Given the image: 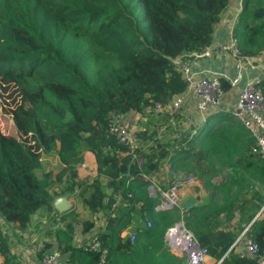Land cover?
Instances as JSON below:
<instances>
[{"label":"trees","instance_id":"16d2710c","mask_svg":"<svg viewBox=\"0 0 264 264\" xmlns=\"http://www.w3.org/2000/svg\"><path fill=\"white\" fill-rule=\"evenodd\" d=\"M231 2L0 0V78L14 82L19 89L23 106L17 112V124L27 136L21 142L0 130V220L25 231L38 211L53 212V174L39 177L37 171L42 155L56 152L65 165L59 178L69 173L68 190H78L92 214L110 212L106 229L98 232L102 247L109 251L108 264H115L117 253L136 251L130 239L121 244L120 234L131 224L130 214L137 205L152 222L145 234L163 233L164 224L183 220L216 264L221 260L220 264H258L264 253V218H254L264 198L254 195L240 204V222H252L246 236L259 246L256 254L239 253L235 245L238 233L219 229L221 213H232L236 207L230 196L233 187L242 185L246 178L256 179L257 172L264 181V159L252 154L253 141L232 114H213L190 141L191 133L172 145L152 140L151 146H146L147 132L139 131L135 132L137 147L131 149L109 134L114 114L144 115L153 111L154 103L186 91L187 82L173 60L211 46L215 27ZM234 33L243 56L257 57L264 37V0L243 1ZM220 81L225 92L229 91L230 82L225 78ZM259 86L264 93V76ZM209 123L214 127L209 128ZM235 124L246 131L248 139L238 149L242 156L228 163L230 180L214 185L213 201L184 217L176 207L157 210L159 196H149L145 179L158 174L167 161L179 159L193 160V170L211 171L216 176L215 163L222 167L227 158L205 164L211 158L209 153L217 148L209 145L208 137L219 130L215 143L218 147L223 144V150L218 153L233 154L236 149L228 150V145L242 136ZM30 140L39 153H34L35 146L26 144ZM183 142L189 149L177 150ZM86 153L94 156L97 165V175L89 184L78 180L76 169ZM118 197L121 203L115 205ZM113 214L128 218H111ZM82 226L83 232H89L95 224L86 221ZM76 229V222L71 221L56 231L59 250L68 253L74 264H99L100 253L74 247ZM49 249L53 250L50 244L42 252ZM0 257V264H24L20 255L12 253L1 224Z\"/></svg>","mask_w":264,"mask_h":264},{"label":"crops","instance_id":"0c3cea01","mask_svg":"<svg viewBox=\"0 0 264 264\" xmlns=\"http://www.w3.org/2000/svg\"><path fill=\"white\" fill-rule=\"evenodd\" d=\"M239 1L240 0H232L229 8L221 16L220 22L215 27L213 43H218L226 40L230 28L228 19H232L234 10ZM258 64H256L257 66L253 65L251 69L250 62L246 63L245 70L237 87H231L230 90L226 92L225 99L231 98L233 103L235 104V107L238 102V94L244 88L246 83L253 79L261 80L263 78V67L261 64ZM196 69L199 71L201 69H206L213 73L221 75L225 74L226 72H228L231 76L235 74L233 71L232 60L225 58L223 55L214 56L213 58L210 57L199 59L196 64ZM227 113L232 114V112L229 111ZM194 116V103L191 99H188L180 114L176 113L174 116H170L166 113H157L154 111H149L144 115L133 112L125 115L123 117V120L125 124L130 126L131 129H133L135 132H147L149 141L147 142L146 146H151L152 140H158L160 143L172 145L175 140L173 139V137L169 136L172 135V133L174 136L173 130L176 129L172 124V120L175 119L179 124V122H185L188 117ZM202 125L203 124H197L196 126H193L195 128H193V136H196V129L201 128ZM234 127L236 128V130L241 132L242 136L241 138H237L236 140L234 138L232 140L233 143H230V145H228V150H231L232 148L236 149L232 152L233 154H230V151L226 153L222 151L221 154L218 153L220 149L223 150V144L221 145V147H218V145L215 143L220 138L219 130H215V132H213L208 137V139L210 138L209 145L216 146L217 148L216 150L209 153L208 156H210L211 158H207L205 164H214V161H217V158H220L222 156L227 158L226 161L224 160L222 162V167L219 163H215V171L217 172L216 176H213V172L211 171H208V173H203L193 170V160L190 161L179 159L175 162L167 161L158 174H156L152 178L145 179L146 182H149V196L153 198L159 196L160 205L162 202V193L169 189L172 181L176 177H193L195 179V182L193 184L185 186L179 193V206L177 208L180 212H182V210L185 211L184 214L181 213L182 217L186 216V214H189L193 209L204 207L210 204L213 201L214 185H219L222 182L225 183L230 180L232 169L228 165V163L234 162L236 159L242 156V153L238 149L242 148V144L248 139L246 136V131L244 129L240 128L236 124L234 125ZM234 140L236 143H234ZM235 155H237L238 157L235 158ZM52 159L53 162L51 161ZM56 159V162L60 165V170L58 171V173H61L65 169V165L60 162L59 158ZM43 161L48 167L46 173L53 174L54 179V176L57 175L55 173V171L57 170H54L55 159L41 158V168H43L45 164ZM200 163H203V161H200ZM76 169L78 171V180L80 182L87 184L91 183L97 175V165L94 156L91 153L84 154L83 160L76 165ZM203 175L204 179L201 178V176ZM64 178L66 181H69L68 172L64 174ZM241 183L242 185H235L233 187V191L230 193V196L233 197L234 201L236 202V207L232 213H229L227 211L221 213L219 220L221 221L222 225L219 227V229L232 230L233 232L238 233V238L235 242V245H237V251L239 253H245V251L247 252L246 246L248 241L246 233L249 230L252 222L248 225L245 222H240V204L244 200L251 199L254 195H258L264 198V181L262 180V176L257 172V178L246 184L248 185L247 187L244 185V182ZM106 192L110 194L111 190L106 188ZM76 193H78L79 200H76L71 192H67L68 200H65V202L69 208L64 212H60L58 210V205H60L64 199H58L57 197H54L52 201L53 212L49 214L45 209H41L40 211H38L33 217L31 226L28 230L20 231L15 226L7 225L0 220V224L3 226V228H7L6 232L10 239L12 253L20 255L24 264H39L41 261H39V257H36V251H39L41 248H43L44 250L48 244H50L52 248H54V246L58 244L55 236L56 231L63 230L71 221H75L76 223H78L76 235L73 240V245L75 248H78L81 241L87 240L91 232H99L100 230L106 229L107 220L110 217V212L103 210L96 214H92L88 210L86 204L83 202V199L80 198L78 190H76ZM255 202H258V200L256 199ZM157 210L166 209L158 208ZM72 214L75 217L70 216ZM82 214H84V217L88 218H86L87 220H84L85 222L89 221L95 224V227L94 229H92V231L81 233L80 227H82L83 230V226L80 222H77L76 219L79 220ZM228 214L232 215V217L228 218ZM145 215L146 214L141 212L140 205H137L130 214V217L132 219L131 224L121 232L120 238L122 239L121 244H123L124 241L130 239V235L136 234L137 239L135 243L132 244L133 246H135L136 251L134 254L127 253V255H125L124 252L117 253L114 259L115 264H182L181 257L173 253L168 247L165 233L167 229L174 226L178 222H183V220L178 222L175 221L173 225L166 226L164 224L161 227L162 229H164L163 233L157 232L156 235H149L145 234V232L149 229V227H147L148 220L145 218ZM151 217L155 220L158 219L156 214H153ZM246 217L247 214H245V218ZM111 218H122V220L125 221L128 217L113 214ZM263 218L264 204L254 220ZM241 227L243 228L241 229ZM108 235L111 236V232H108ZM50 250L51 249L47 250V252H49ZM178 260L180 262H177ZM1 262L2 258L0 257V263ZM206 263L216 264V260L213 257L208 256ZM71 264L74 263L71 262ZM75 264L78 263L76 262Z\"/></svg>","mask_w":264,"mask_h":264},{"label":"built area","instance_id":"2783aa9c","mask_svg":"<svg viewBox=\"0 0 264 264\" xmlns=\"http://www.w3.org/2000/svg\"><path fill=\"white\" fill-rule=\"evenodd\" d=\"M243 1L240 0L234 10L225 41L213 43L211 46L205 47L202 52L185 54L173 60L177 70L187 82L186 91L166 102L154 103V112L166 113L170 116H174L176 113L180 114L188 99H191L194 103L195 116L188 117L184 123L188 127L192 125L196 126L197 124L204 125L208 120L210 112L219 108L225 100L226 92L222 87L220 79L225 78L230 82L232 88L237 87L245 70L246 63L250 62L252 65L251 59L243 56L241 53L239 41L234 33L238 17L243 9ZM218 55H223L225 58L232 60L233 71L235 73L233 76L228 72L221 75L206 69H201L200 71L196 69V64L199 59L213 58ZM259 83L260 79H253L246 83L238 94V102L235 110L232 112V116L248 132L249 138L253 141L251 148L252 154L264 159V93ZM124 116L120 114H114L112 116L109 134L115 137L123 146L134 149L137 144L135 131L125 124L123 120ZM172 124L176 128L178 122L173 119ZM2 134L8 136L4 132ZM26 138H22V140L17 138V140L25 142ZM183 138L184 131H177L176 139L182 142ZM192 138L193 134L189 137V141ZM26 144L31 147L35 146V142L31 140ZM181 149H189L187 142L177 145V150ZM33 151L34 153L36 152L34 149ZM39 152L40 150L36 153ZM194 182L195 179L193 177H176L172 181L169 189L162 193V202L157 209L177 208L179 206L180 191L185 186L193 184ZM120 203L121 197H118L115 205H119ZM181 213L184 214L185 211L182 210ZM147 227L151 228L152 222L147 221ZM4 229L5 231L7 230V228ZM165 238L170 250L181 257L182 264H207L208 249L199 244L193 233L186 228L184 222H178L167 229ZM136 239V234L130 235V242L132 244L135 243ZM246 247L247 252L250 254H256L259 250V246L249 238ZM78 248L85 252L100 253L99 264H108L109 251L107 248L102 247L98 231L91 232L87 240L79 243ZM39 264H71V260L69 254L60 251L58 244H56L53 250L44 255ZM258 264H264V253L260 256Z\"/></svg>","mask_w":264,"mask_h":264},{"label":"rangeland","instance_id":"374dc122","mask_svg":"<svg viewBox=\"0 0 264 264\" xmlns=\"http://www.w3.org/2000/svg\"><path fill=\"white\" fill-rule=\"evenodd\" d=\"M230 22H231V18L228 19V24ZM260 49L261 50L259 51L258 56L255 58H250V59L252 60L251 61L252 65L257 66L256 64L259 63L262 65L263 70H264V37L261 39ZM250 68H251V65H250ZM22 106H23L22 98H21L19 89L16 86V84L14 82L6 83L0 78V130L2 132H4L6 135H8L12 138H15L16 140H17V138L22 140V138L27 137V136H25V134L22 132V130L19 128V125L17 124V112L19 111V109ZM234 110H235V104L233 103L232 99L226 98L219 108L212 110L210 112L209 117L212 116L213 114L222 113L225 111L226 112H228V111L233 112ZM182 121H184V120H182ZM213 124L214 123H209L208 127L209 128H212V126L214 127ZM193 128H194L193 125L191 127H188L186 124H184V122H179L176 129L173 130L174 136L172 133V135H170L169 137H173L174 140L178 141L176 139L177 131L183 130L184 136H189L190 133L193 134ZM136 147H137V144H136ZM37 150L38 149L35 146V151H37ZM237 157L238 156L235 155V158H237ZM42 158H54L55 159V162H54V164H55L54 168L55 169L54 170H57V171H55V173L57 175L54 176V179H53L51 187H50V192H51V195L53 196V199H54V197H57L58 199L68 200L67 192H71V194L75 197V199L79 200L78 193H76V190L75 191H69L68 190V181L65 180L64 174L59 178V176L61 175L62 172L58 173V171L60 170V168H59L60 165L56 162V160H57L56 158H58L57 153L51 152L49 154H43ZM51 161L53 162V159ZM41 167H42V165H41ZM47 170H48V167L45 163L44 167L37 171L38 176L42 177L46 173ZM251 181L252 180H250V178H246L244 180V185L247 187L248 185H246V184H248ZM79 196H80V194H79ZM80 198H82V197L80 196ZM86 218L87 217H84V214H82L81 218L79 220L76 219V221L83 224L85 222L84 220ZM48 223H50V222H48ZM76 224H78V223H76ZM80 230H81V233H84L82 230V227H80ZM42 250H43V248H41L39 251H36V257H39L40 254H42V257L41 258L39 257V261L47 253V251L43 253Z\"/></svg>","mask_w":264,"mask_h":264},{"label":"water","instance_id":"95a60500","mask_svg":"<svg viewBox=\"0 0 264 264\" xmlns=\"http://www.w3.org/2000/svg\"><path fill=\"white\" fill-rule=\"evenodd\" d=\"M68 208H69V207L67 206L65 200H63V201L61 202V204L58 205V210H59L60 212H64V211L68 210ZM166 210H167V209H166ZM221 261H222V260H221ZM221 261L219 262V264L221 263Z\"/></svg>","mask_w":264,"mask_h":264}]
</instances>
